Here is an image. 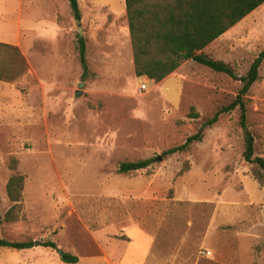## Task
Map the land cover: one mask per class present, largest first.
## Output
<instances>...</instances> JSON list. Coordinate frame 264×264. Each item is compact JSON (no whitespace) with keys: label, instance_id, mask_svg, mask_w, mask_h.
<instances>
[{"label":"rangeland","instance_id":"374dc122","mask_svg":"<svg viewBox=\"0 0 264 264\" xmlns=\"http://www.w3.org/2000/svg\"><path fill=\"white\" fill-rule=\"evenodd\" d=\"M78 5L80 25L68 0H0V44L24 60L0 49V72L13 75L0 80V238L56 246L2 249L0 264H66L59 251L109 264L129 246L139 263L138 231L161 264H264V173L242 157L248 131L264 158V63L245 96L247 129L239 109L207 126L240 81L193 61L160 84L138 78L124 0ZM263 51L264 4L201 53L243 77ZM198 133L201 142L163 156ZM147 159L144 170L117 172ZM13 175L24 189L19 218L7 222Z\"/></svg>","mask_w":264,"mask_h":264},{"label":"trees","instance_id":"16d2710c","mask_svg":"<svg viewBox=\"0 0 264 264\" xmlns=\"http://www.w3.org/2000/svg\"><path fill=\"white\" fill-rule=\"evenodd\" d=\"M74 20L81 21L78 0H68ZM135 76L145 77L159 83L173 74L184 61L191 60L211 69L213 72L228 75L240 81L242 88L236 98L225 108L217 112L207 121L213 126L220 115L239 109V124L246 130L245 96L254 83L259 80V71L264 63V51L260 52L243 77H236L230 67L222 62L214 61L201 52L212 42L226 34L237 23L264 4V0H124ZM10 54L24 60L19 51L10 45L0 44ZM76 51L82 69V78L88 74L86 61V41L77 35ZM12 76H2L0 80H12ZM193 109H191V112ZM197 118V115H193ZM202 135L195 134L178 146L169 149L163 156L187 151L193 143L201 142ZM242 157L246 163L256 164L264 173V158L255 156L254 137L248 131L244 137ZM152 159L119 164L118 174L134 173L148 168ZM24 177L13 175L7 182L6 193L13 204L5 214V221L13 222L19 218L21 210ZM1 225V220H0ZM55 249L52 242L38 243L9 242L0 238V250H28L34 247ZM66 264H77L78 257L64 253L60 257Z\"/></svg>","mask_w":264,"mask_h":264},{"label":"crops","instance_id":"0c3cea01","mask_svg":"<svg viewBox=\"0 0 264 264\" xmlns=\"http://www.w3.org/2000/svg\"><path fill=\"white\" fill-rule=\"evenodd\" d=\"M262 6V5H261ZM260 6V7H261ZM259 7V8H260ZM259 8H257L256 10H258ZM256 10H254L251 14H249L248 16H250V15H252ZM247 16V17H248ZM246 18V17H245ZM244 18V19H245ZM243 19V20H244ZM243 20H241V21H243ZM240 21V22H241ZM238 24V23H237ZM236 24V25H237ZM126 29H125V32H126V34H127V32H128V34H129V29H128V23H127V27H125ZM224 36V35H223ZM222 37V36H221ZM220 37V38H221ZM220 38H218L217 40H219ZM217 40H215L214 42H212L210 45H208L204 50H202L201 52H206V50H208V48L212 45V44H214ZM201 52H198V54L199 53H201ZM191 60H188V61H184L183 62V64H181V66L173 73V74H171L170 76H168L166 79H168V78H172V77H174V76H176V74H178V72L180 71V70H182V68H183V66H184V64L185 63H188V62H190ZM166 79H164L163 81H165ZM163 81H161L160 83H162ZM159 83V84H160ZM138 233L140 234V235H142V236H144V238H145V241H146V244H147V251H145V247H146V244H145V247H144V249H142L141 251V258H139L140 259V262L139 263H135V261H134V255L135 254H137V253H135V254H133V255H131L130 253H129V247L126 249V251L124 252V255H123V252L121 251V250H117L116 252H115V254H114V259L116 260V263H114L113 261L112 262H109V264H161V262H159L158 261V259L153 255V253L151 252V250H149V245H150V238H149V236L147 235H144L142 232H139L138 231ZM135 236V235H134ZM135 239H136V236H135ZM135 241V240H134ZM151 249V248H150ZM64 253V252H63ZM123 255V256H122ZM75 256V255H74ZM122 256V258H119V257H121ZM60 257V256H59ZM77 257V256H76ZM208 257V256H207Z\"/></svg>","mask_w":264,"mask_h":264},{"label":"water","instance_id":"95a60500","mask_svg":"<svg viewBox=\"0 0 264 264\" xmlns=\"http://www.w3.org/2000/svg\"><path fill=\"white\" fill-rule=\"evenodd\" d=\"M77 24L80 25V24H81V21H77ZM81 31H82V29H81V27H80V28H79V31H78L80 37H82V32H81ZM83 85H84V84L81 83L79 87L82 88ZM80 94H81L80 92H77V93H76L77 96H80ZM160 160H161V158L158 159V161H160ZM58 255H59L60 257H62V256L64 255L63 251H59Z\"/></svg>","mask_w":264,"mask_h":264},{"label":"built area","instance_id":"2783aa9c","mask_svg":"<svg viewBox=\"0 0 264 264\" xmlns=\"http://www.w3.org/2000/svg\"><path fill=\"white\" fill-rule=\"evenodd\" d=\"M141 88H142L143 90H145L146 87H145V86H142ZM205 255H206V256H210V253L207 252V253H205Z\"/></svg>","mask_w":264,"mask_h":264}]
</instances>
